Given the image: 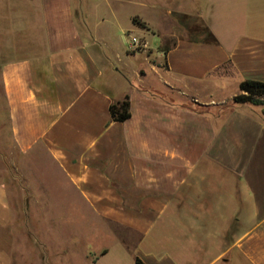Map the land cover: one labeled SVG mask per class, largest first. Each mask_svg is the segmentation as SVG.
I'll return each instance as SVG.
<instances>
[{
  "label": "crops",
  "instance_id": "obj_1",
  "mask_svg": "<svg viewBox=\"0 0 264 264\" xmlns=\"http://www.w3.org/2000/svg\"><path fill=\"white\" fill-rule=\"evenodd\" d=\"M190 9L76 19L74 0H0L11 183L22 199L82 201L135 264H264V110L234 101L243 80L264 81V5Z\"/></svg>",
  "mask_w": 264,
  "mask_h": 264
},
{
  "label": "rangeland",
  "instance_id": "obj_2",
  "mask_svg": "<svg viewBox=\"0 0 264 264\" xmlns=\"http://www.w3.org/2000/svg\"><path fill=\"white\" fill-rule=\"evenodd\" d=\"M211 2L74 0V6L76 19L127 20L130 14L138 13L145 19L158 21L176 19L179 13L193 10L190 8L195 9L196 5L207 16ZM257 2L264 5V0ZM195 27L199 35L206 36L201 23ZM148 40L154 47L159 39L151 35ZM174 40L172 38L170 42ZM142 58L140 65L148 71V78L154 81L156 76L150 71V64L144 55ZM8 129V108L0 81V186L8 189V198L0 200V258L3 264H135L130 252L132 249L123 246V240L108 231L99 217L86 211L82 201L64 199L61 194L53 192L40 194L38 199H22V194L15 193L14 184L11 183L14 169L8 167L10 158L9 153L5 152L11 144ZM105 246H109L110 252L101 255L100 251ZM128 246L131 247L130 244ZM85 252L90 257L98 255V261L86 258Z\"/></svg>",
  "mask_w": 264,
  "mask_h": 264
},
{
  "label": "trees",
  "instance_id": "obj_3",
  "mask_svg": "<svg viewBox=\"0 0 264 264\" xmlns=\"http://www.w3.org/2000/svg\"><path fill=\"white\" fill-rule=\"evenodd\" d=\"M133 22L142 27H146L137 17L133 18ZM236 103H251L263 106L264 110V81L246 79L239 85V92L234 96ZM112 116L115 120L123 121L130 117V101L126 96L123 101L114 103L110 107ZM136 264H145L140 258H136Z\"/></svg>",
  "mask_w": 264,
  "mask_h": 264
},
{
  "label": "built area",
  "instance_id": "obj_4",
  "mask_svg": "<svg viewBox=\"0 0 264 264\" xmlns=\"http://www.w3.org/2000/svg\"><path fill=\"white\" fill-rule=\"evenodd\" d=\"M142 46L140 40H133L129 43V50L130 51H136Z\"/></svg>",
  "mask_w": 264,
  "mask_h": 264
}]
</instances>
